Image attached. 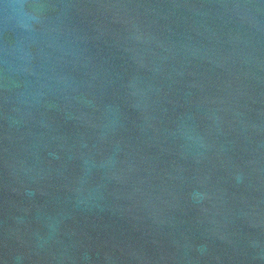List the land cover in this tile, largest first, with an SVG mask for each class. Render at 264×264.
Here are the masks:
<instances>
[{
  "label": "water",
  "instance_id": "95a60500",
  "mask_svg": "<svg viewBox=\"0 0 264 264\" xmlns=\"http://www.w3.org/2000/svg\"><path fill=\"white\" fill-rule=\"evenodd\" d=\"M0 264H264V0H0Z\"/></svg>",
  "mask_w": 264,
  "mask_h": 264
}]
</instances>
